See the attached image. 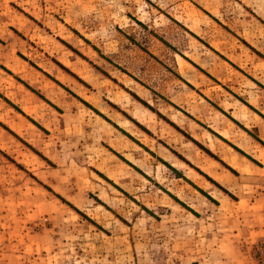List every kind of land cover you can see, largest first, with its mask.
<instances>
[{
  "label": "rangeland",
  "instance_id": "374dc122",
  "mask_svg": "<svg viewBox=\"0 0 264 264\" xmlns=\"http://www.w3.org/2000/svg\"><path fill=\"white\" fill-rule=\"evenodd\" d=\"M9 32L27 43L18 55L46 67L74 36L154 104L178 55H236L264 72V0H0V47ZM5 146L0 264H264V167L231 203L192 209L121 194L75 145L45 163L37 145Z\"/></svg>",
  "mask_w": 264,
  "mask_h": 264
},
{
  "label": "crops",
  "instance_id": "0c3cea01",
  "mask_svg": "<svg viewBox=\"0 0 264 264\" xmlns=\"http://www.w3.org/2000/svg\"><path fill=\"white\" fill-rule=\"evenodd\" d=\"M63 39L48 67L18 55L27 43L13 32L0 47V150L37 145L45 163L75 145L121 194L192 209L231 203L262 173L264 72L254 63L178 55L174 87L154 104L157 94Z\"/></svg>",
  "mask_w": 264,
  "mask_h": 264
},
{
  "label": "trees",
  "instance_id": "16d2710c",
  "mask_svg": "<svg viewBox=\"0 0 264 264\" xmlns=\"http://www.w3.org/2000/svg\"><path fill=\"white\" fill-rule=\"evenodd\" d=\"M260 56H262V54L261 53H259V52H257ZM262 142V141H261ZM263 144H264V142H262ZM99 174L100 175H102V176H104L103 174H101L100 172H99ZM105 177V176H104ZM71 207H73L78 213H80V214H82L83 215V213L80 211V210H78L77 208H75L74 206H72L71 205ZM261 246H264V245H261Z\"/></svg>",
  "mask_w": 264,
  "mask_h": 264
}]
</instances>
